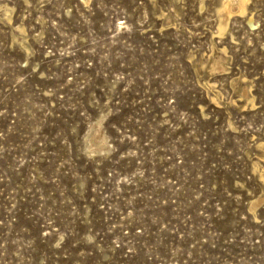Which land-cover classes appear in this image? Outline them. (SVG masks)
<instances>
[{"label":"rangeland","instance_id":"374dc122","mask_svg":"<svg viewBox=\"0 0 264 264\" xmlns=\"http://www.w3.org/2000/svg\"><path fill=\"white\" fill-rule=\"evenodd\" d=\"M223 2L0 0V264H264V0Z\"/></svg>","mask_w":264,"mask_h":264},{"label":"bare ground","instance_id":"6f19581e","mask_svg":"<svg viewBox=\"0 0 264 264\" xmlns=\"http://www.w3.org/2000/svg\"><path fill=\"white\" fill-rule=\"evenodd\" d=\"M250 1L251 0H225V2H223V7L226 10L227 15L225 17V20L221 21V23L219 24V30L223 31L226 28V26L228 25V18L233 16H243L248 10V4ZM249 18V22L251 23L253 17L251 16Z\"/></svg>","mask_w":264,"mask_h":264}]
</instances>
